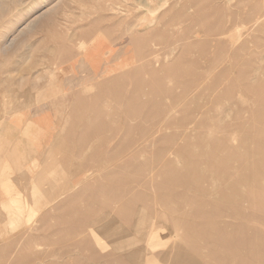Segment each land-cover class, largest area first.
Listing matches in <instances>:
<instances>
[{
	"label": "rangeland",
	"instance_id": "374dc122",
	"mask_svg": "<svg viewBox=\"0 0 264 264\" xmlns=\"http://www.w3.org/2000/svg\"><path fill=\"white\" fill-rule=\"evenodd\" d=\"M0 264H264V0H0Z\"/></svg>",
	"mask_w": 264,
	"mask_h": 264
},
{
	"label": "crops",
	"instance_id": "0c3cea01",
	"mask_svg": "<svg viewBox=\"0 0 264 264\" xmlns=\"http://www.w3.org/2000/svg\"><path fill=\"white\" fill-rule=\"evenodd\" d=\"M83 71L87 72L84 69L83 65H77L71 67V72L65 73L63 75L64 83H82ZM22 129V136H26V140L32 144L31 147L28 146V149L31 148L34 151V155L30 154V157H25L28 160V164L38 163L40 166L46 164V160H56L60 168H65L67 166L68 154L67 150L64 147L68 148L67 141L62 140L63 135L59 130L55 128V125L48 120V118L41 119H30L27 121L25 126ZM25 141V139H23ZM49 150V152H47ZM65 151V154H62ZM50 158V159H49ZM25 160V162H27ZM67 171V170H65ZM68 172V171H67Z\"/></svg>",
	"mask_w": 264,
	"mask_h": 264
}]
</instances>
